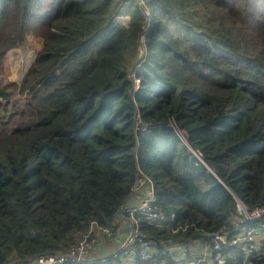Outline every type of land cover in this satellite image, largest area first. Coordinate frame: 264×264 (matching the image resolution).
<instances>
[{
	"label": "trees",
	"instance_id": "obj_1",
	"mask_svg": "<svg viewBox=\"0 0 264 264\" xmlns=\"http://www.w3.org/2000/svg\"><path fill=\"white\" fill-rule=\"evenodd\" d=\"M124 1L0 0V59L44 40L0 120V264L65 255L92 225L118 235L142 177L166 219L135 226L152 260L92 264H178L236 234L234 196L264 207V0H146L149 30L135 3L122 23Z\"/></svg>",
	"mask_w": 264,
	"mask_h": 264
},
{
	"label": "built area",
	"instance_id": "obj_2",
	"mask_svg": "<svg viewBox=\"0 0 264 264\" xmlns=\"http://www.w3.org/2000/svg\"><path fill=\"white\" fill-rule=\"evenodd\" d=\"M152 22L153 14L150 12L147 15L144 30H148ZM143 40L144 36L142 35L140 39L141 43H143ZM192 153L194 157L203 164L201 154L194 151H192ZM139 183V187H144L146 190L135 191L134 197L131 199L132 204L128 205V202L122 214V219L128 223L126 226L128 233L124 241L125 244L122 246L120 254H113L110 257L116 258L118 255H121V257L125 259L128 256L137 254V257L143 262H150L154 254L153 247L151 244L144 242L140 232L135 226L138 224V218H143L150 225L162 228L166 223V219L157 204L154 184L145 177H142ZM140 192H142L141 195L139 194ZM233 198L236 203V216L233 222V228L236 234L232 237H228L222 233L214 234L210 239L209 247H203V256H201V258H199V256H193V261L183 260L178 264H229L231 262L230 257L232 256V251L244 253L246 255V260L252 258L259 259L264 256V207L250 208L236 196ZM95 231H99L100 235L108 240L116 237V231L107 228L101 229L92 225L90 230L82 236L79 244L69 253L57 258L39 257L27 264L95 263V260H91L95 245L98 242V239L94 236ZM207 249L210 250V254L206 253ZM211 257L213 259L207 261V259Z\"/></svg>",
	"mask_w": 264,
	"mask_h": 264
},
{
	"label": "rangeland",
	"instance_id": "obj_3",
	"mask_svg": "<svg viewBox=\"0 0 264 264\" xmlns=\"http://www.w3.org/2000/svg\"><path fill=\"white\" fill-rule=\"evenodd\" d=\"M146 0H125L123 2L122 8H125L124 16L122 18V23H125L126 17L130 18V8L131 3H135L136 8L142 9L141 12L144 13V19L146 22L147 15L151 12L148 8ZM221 14L229 18L224 9H219ZM228 11V10H227ZM256 16L250 15L251 20H254ZM16 19V17H15ZM154 21V15H153ZM150 26L148 27V30ZM7 34H10L7 36ZM11 36V28L8 32L0 36V41H3ZM44 45L43 33L35 32L31 35L26 36L25 41L17 48L9 51L0 59V91L5 92L9 95L8 98L0 99V120L4 119L7 112L14 111L15 107H23L26 103L28 94L22 92V85L26 79L27 73L30 71L31 67L35 64L38 55L42 51ZM147 53L144 46H139L136 49V52H131L129 54L131 64L136 60L139 64L145 60ZM134 70H137V65L134 67ZM135 76L133 75V79ZM139 86V85H138ZM137 86V87H138ZM141 180V179H140ZM140 180L137 183L135 191H145L144 187H139ZM189 250L192 251L194 256H203V246L200 243H194L190 245ZM207 254H210V250L207 249ZM120 254V250L118 251ZM193 257H188L187 261H193ZM190 259V260H189ZM213 258H208L207 261H211ZM213 264V263H212Z\"/></svg>",
	"mask_w": 264,
	"mask_h": 264
},
{
	"label": "crops",
	"instance_id": "obj_4",
	"mask_svg": "<svg viewBox=\"0 0 264 264\" xmlns=\"http://www.w3.org/2000/svg\"><path fill=\"white\" fill-rule=\"evenodd\" d=\"M139 194L141 195L142 192H140ZM133 197L134 195L132 196V198ZM131 199L129 200L128 205L132 204ZM123 224H125V222H123ZM118 232L119 234L116 235V237L111 240L104 239L100 235L99 231L94 232V236L95 238L98 239V242L95 245V249H94L91 260H95V261L107 260L111 258L110 256H112L113 254H117L118 251L121 250L122 245L125 241L126 235L128 233L126 225L123 227L120 226ZM193 256L194 255H192V257Z\"/></svg>",
	"mask_w": 264,
	"mask_h": 264
},
{
	"label": "bare ground",
	"instance_id": "obj_5",
	"mask_svg": "<svg viewBox=\"0 0 264 264\" xmlns=\"http://www.w3.org/2000/svg\"><path fill=\"white\" fill-rule=\"evenodd\" d=\"M124 244H125V243H123V245H122V246H124Z\"/></svg>",
	"mask_w": 264,
	"mask_h": 264
},
{
	"label": "clouds",
	"instance_id": "obj_6",
	"mask_svg": "<svg viewBox=\"0 0 264 264\" xmlns=\"http://www.w3.org/2000/svg\"><path fill=\"white\" fill-rule=\"evenodd\" d=\"M153 14V13H152Z\"/></svg>",
	"mask_w": 264,
	"mask_h": 264
}]
</instances>
